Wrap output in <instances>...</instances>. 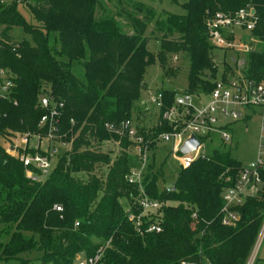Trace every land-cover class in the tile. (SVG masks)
I'll use <instances>...</instances> for the list:
<instances>
[{"label": "trees", "instance_id": "trees-1", "mask_svg": "<svg viewBox=\"0 0 264 264\" xmlns=\"http://www.w3.org/2000/svg\"><path fill=\"white\" fill-rule=\"evenodd\" d=\"M181 6L183 14L131 0H0V67L14 81L10 98L0 99V264H72L77 254L92 256L107 241L97 264L247 263L264 220V167L259 187L234 208L236 221L223 224L222 192L243 165L229 150L215 149L179 167L171 191L159 187L164 172L153 151L143 184L151 198L168 202L160 209L161 229L141 233L127 219L130 211L140 212L137 188L125 179L136 160L129 140L105 123L132 118L141 103L143 74L156 60L147 47L149 25L160 44L157 58L181 53L189 72L186 89L157 90L163 105L155 125L140 129L147 136L171 129L161 115L177 92L212 89L218 68L209 15L251 6L257 23L250 34L264 40V0H186ZM17 26L25 34L20 41L10 35ZM244 73L264 78V50L246 54ZM42 94L51 99L48 109L57 105L60 139L71 146L58 153L44 179L31 180L22 161L6 152V136L11 130L45 132L46 126L38 127L48 111L39 105ZM108 140L119 142L114 158L100 149ZM103 165L101 176L96 170ZM33 252L40 254L23 256Z\"/></svg>", "mask_w": 264, "mask_h": 264}, {"label": "built area", "instance_id": "built-area-1", "mask_svg": "<svg viewBox=\"0 0 264 264\" xmlns=\"http://www.w3.org/2000/svg\"><path fill=\"white\" fill-rule=\"evenodd\" d=\"M256 23L257 16L251 6L239 8L234 12L216 11L207 17L209 43L214 49H228L235 52L231 56L233 64L231 63L230 68L223 66L220 72L217 70L213 87L208 93L179 91L175 94L171 105L161 115V119L171 126L170 130L158 133L156 136H147L140 132L132 118L122 119L117 123H105L108 131L118 135L119 138L126 137L129 140L128 152L134 155L136 160V165L130 168L125 179L135 185L138 191L135 204L140 208V212L130 211L127 219L139 232L160 231V209L163 204L168 203L151 198L143 184L155 145L159 142L168 143L170 153L178 161L179 167H187L198 157L203 158L208 155L200 149L203 142L210 139L214 133H220L222 143L230 141L232 135L228 131L229 125L246 118L251 108L258 109L260 115L257 158L249 164H243L235 183L223 190V205L220 211L222 223L233 224L238 218L234 208L259 187L260 169L264 167V78L256 81L248 78L244 73L246 54L252 50H264V40L250 34ZM257 43H261L262 46H256ZM13 88L14 81L9 70L0 67V99L10 98ZM163 98L161 91H156L147 98L149 105L157 110V114L163 105ZM50 102L48 95L42 94L39 97V105L48 110L38 121L39 128L47 127L45 132L11 130L6 136V152L22 161L27 167L25 175L31 180L44 179L54 166L59 153V147L55 145L60 139L59 110L56 104L48 109ZM13 103L16 104V100H13ZM141 103H144V100ZM192 135L199 140V144L190 152L181 153L180 147ZM51 143L52 146L49 145ZM27 149L35 151L27 153ZM173 189V183L165 187L166 191ZM54 208L57 211L61 210L56 204ZM75 224L77 225L78 222ZM259 233L262 237L264 220ZM107 246L108 241L92 256L77 254L72 264H97ZM253 248L246 264H252L251 258L256 256L257 247L254 250Z\"/></svg>", "mask_w": 264, "mask_h": 264}, {"label": "rangeland", "instance_id": "rangeland-1", "mask_svg": "<svg viewBox=\"0 0 264 264\" xmlns=\"http://www.w3.org/2000/svg\"><path fill=\"white\" fill-rule=\"evenodd\" d=\"M132 2H142L146 5L152 6L155 11H167L176 14H183L185 10L181 6L186 0H131ZM105 3V0H104ZM111 8L112 5L109 4ZM26 14V13H25ZM27 15V14H26ZM121 21V19H120ZM153 27L151 23L149 25L147 35L150 36L148 42V49L154 53L156 60L153 64L147 66L145 73L143 74L142 82L143 86L141 88V100L144 103L138 102L137 110L133 111L132 119L138 125L140 130L145 127L146 132L149 131L151 127L157 122V110L150 106L147 98L155 93L159 88H176L178 90L186 89L188 85V72H189V59L181 54H166L162 55L161 59L157 58V53L160 52L159 42L153 38V35L149 33V30ZM3 26L0 25V30ZM126 32L131 31L130 28L123 27ZM10 35L14 41H20L24 37V32L21 27H13L10 31ZM256 46L261 47V43H257ZM238 53V52H236ZM235 52L228 49H214L212 50V57L215 66L220 72L223 66L231 67V56ZM229 67V68H230ZM140 106V107H139ZM149 108V109H146ZM251 108L248 110L250 116L248 118H243L229 125L228 131L231 133L232 138L230 141L221 142L220 133H214L210 139L203 142L202 152L210 154L215 149L229 150L231 155L237 160L241 161L243 164H249L250 162L256 160L257 149L260 141V115L258 109ZM126 119V118H125ZM232 128V130H231ZM142 130V129H141ZM119 142L108 140L104 141L100 145V149L104 152H108L112 158H114L120 152ZM50 146L53 143L49 144ZM59 147V152L69 149L71 146L70 142H65L64 140L58 139L55 143ZM156 157L154 158V164L162 165L164 172L163 178L160 180L159 187L165 188L174 182L176 178L177 171L179 169L178 161L172 157L170 153V145L167 143L159 142L155 145L154 150ZM153 152V153H154ZM152 157L150 163L152 162ZM107 170V166L103 165L100 170H96L99 175L103 176ZM2 227V226H0ZM5 239V238H4ZM3 239V240H4ZM257 247L256 256L252 257V264H264V233L262 237L260 233L257 236L256 243L253 250ZM253 252V251H252ZM39 252H33L30 254H23L26 257L38 256ZM250 257V256H249ZM2 264H18L17 261H3Z\"/></svg>", "mask_w": 264, "mask_h": 264}, {"label": "water", "instance_id": "water-1", "mask_svg": "<svg viewBox=\"0 0 264 264\" xmlns=\"http://www.w3.org/2000/svg\"><path fill=\"white\" fill-rule=\"evenodd\" d=\"M199 144V140L195 136H190L187 138L182 146L180 147L181 153H187L193 150Z\"/></svg>", "mask_w": 264, "mask_h": 264}, {"label": "crops", "instance_id": "crops-1", "mask_svg": "<svg viewBox=\"0 0 264 264\" xmlns=\"http://www.w3.org/2000/svg\"><path fill=\"white\" fill-rule=\"evenodd\" d=\"M255 111V110H254ZM250 112H248V116L246 117V118H248L249 116H250V114H249ZM236 122V121H235ZM231 130H232V128H231ZM168 144V143H167Z\"/></svg>", "mask_w": 264, "mask_h": 264}]
</instances>
